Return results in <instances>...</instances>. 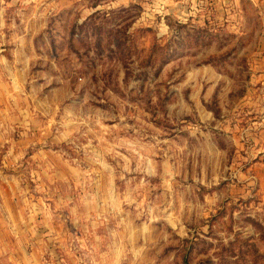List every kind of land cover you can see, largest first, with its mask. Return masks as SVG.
Returning a JSON list of instances; mask_svg holds the SVG:
<instances>
[{"label": "rangeland", "instance_id": "1", "mask_svg": "<svg viewBox=\"0 0 264 264\" xmlns=\"http://www.w3.org/2000/svg\"><path fill=\"white\" fill-rule=\"evenodd\" d=\"M0 264H264V0H0Z\"/></svg>", "mask_w": 264, "mask_h": 264}]
</instances>
